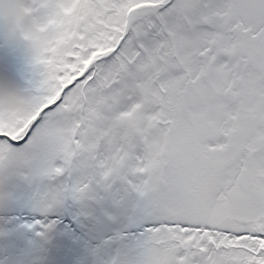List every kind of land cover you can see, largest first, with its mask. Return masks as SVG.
Here are the masks:
<instances>
[{"label":"snow or ice","instance_id":"obj_1","mask_svg":"<svg viewBox=\"0 0 264 264\" xmlns=\"http://www.w3.org/2000/svg\"><path fill=\"white\" fill-rule=\"evenodd\" d=\"M0 264H264V0H0Z\"/></svg>","mask_w":264,"mask_h":264},{"label":"rangeland","instance_id":"obj_2","mask_svg":"<svg viewBox=\"0 0 264 264\" xmlns=\"http://www.w3.org/2000/svg\"><path fill=\"white\" fill-rule=\"evenodd\" d=\"M3 72H4V68L2 65H0V74H3Z\"/></svg>","mask_w":264,"mask_h":264}]
</instances>
